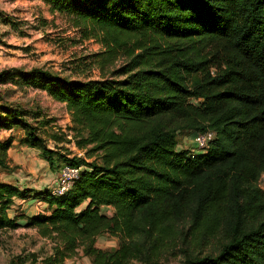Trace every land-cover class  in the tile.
<instances>
[{
  "label": "trees",
  "instance_id": "16d2710c",
  "mask_svg": "<svg viewBox=\"0 0 264 264\" xmlns=\"http://www.w3.org/2000/svg\"><path fill=\"white\" fill-rule=\"evenodd\" d=\"M40 1L100 44L89 59L102 76L12 68L0 81L64 104L76 147L95 159L48 148L40 112L0 105V129L20 128L50 170L81 168L64 195L37 193L47 214L17 216L35 198L0 182V231L25 219L50 238L43 264L77 251L91 264H264V0ZM206 131V149H178ZM11 143L0 141L1 168ZM104 235L117 246L99 248Z\"/></svg>",
  "mask_w": 264,
  "mask_h": 264
},
{
  "label": "rangeland",
  "instance_id": "374dc122",
  "mask_svg": "<svg viewBox=\"0 0 264 264\" xmlns=\"http://www.w3.org/2000/svg\"><path fill=\"white\" fill-rule=\"evenodd\" d=\"M10 19L12 21L7 23ZM100 50L99 43L84 39L69 19L52 13L42 1L0 0V72L12 68H43L74 79H100L102 71L89 59L91 54ZM45 93L19 86L12 80L0 81V105L19 106L24 114L38 115L40 112L36 124H41L39 134L46 146L64 156L74 157L76 151L81 150L75 145L76 139L70 130L72 124L66 121L65 109ZM8 131L0 129V141L12 140L7 151L6 168L0 167V182L28 190L30 198L35 200L23 208L29 210V215L43 213L46 203L37 193L55 187L62 163L56 170H50L47 162L40 158V152L23 143L25 133L20 128ZM54 137L58 138L57 141L52 139ZM194 146L192 136L178 137V149L191 151ZM86 158L89 162L95 159ZM21 207L13 209L17 216L25 212ZM102 210L110 213L109 209ZM19 224L15 230L0 231V264H43V260L52 255L54 242L39 236L35 228L26 227L25 219H20ZM117 243L108 235L97 240V246L105 249L113 248ZM64 264L91 263L77 251L65 259Z\"/></svg>",
  "mask_w": 264,
  "mask_h": 264
},
{
  "label": "built area",
  "instance_id": "2783aa9c",
  "mask_svg": "<svg viewBox=\"0 0 264 264\" xmlns=\"http://www.w3.org/2000/svg\"><path fill=\"white\" fill-rule=\"evenodd\" d=\"M215 138V133L211 131H206L200 134H197L193 139L194 144L198 150L206 149L210 142ZM74 157L85 159L84 152L76 151ZM81 168L65 165L61 167L60 174L57 178V182L54 188L50 191L52 196H62L67 193L72 187L75 180L78 179L79 172ZM259 185H264V173L259 179Z\"/></svg>",
  "mask_w": 264,
  "mask_h": 264
},
{
  "label": "crops",
  "instance_id": "0c3cea01",
  "mask_svg": "<svg viewBox=\"0 0 264 264\" xmlns=\"http://www.w3.org/2000/svg\"><path fill=\"white\" fill-rule=\"evenodd\" d=\"M40 93V92H39ZM45 95H47L46 93H45ZM53 101V100H52ZM60 104V103H59ZM61 105V107H63L64 109H65V106H64V104H60ZM65 112H66V114H65V117L67 118V122L68 121H70V118H69V114L67 113V111H66V109H65ZM9 133L11 132V129L8 131ZM31 202L33 203V201H31L30 199H27V200H24V201H21V202H19L18 203V205H21L22 207H21V210L22 209H24L25 210V213H26V215H28V216H32L34 213H32L31 215H29V210H26V208H23L24 206H26V207H29V205H31ZM35 203V202H34ZM41 203H43V202H41ZM44 204V203H43ZM108 212H110L111 213V210H109ZM40 214H47V212L45 211V212H43V213H40ZM37 215V214H36Z\"/></svg>",
  "mask_w": 264,
  "mask_h": 264
}]
</instances>
